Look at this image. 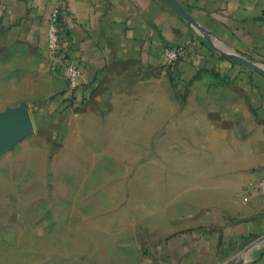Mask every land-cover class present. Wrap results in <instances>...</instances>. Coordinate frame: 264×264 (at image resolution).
<instances>
[{
    "label": "crops",
    "instance_id": "crops-1",
    "mask_svg": "<svg viewBox=\"0 0 264 264\" xmlns=\"http://www.w3.org/2000/svg\"><path fill=\"white\" fill-rule=\"evenodd\" d=\"M175 1L184 14L160 0H0V99L26 105L35 130L94 106L120 67L196 97L214 133L239 143L242 171L215 185L225 188L222 206L168 216L169 231L128 264H264V0ZM58 3L86 101L76 110L64 111V73L49 67L47 23ZM165 46L179 51L173 67Z\"/></svg>",
    "mask_w": 264,
    "mask_h": 264
},
{
    "label": "rangeland",
    "instance_id": "rangeland-1",
    "mask_svg": "<svg viewBox=\"0 0 264 264\" xmlns=\"http://www.w3.org/2000/svg\"><path fill=\"white\" fill-rule=\"evenodd\" d=\"M110 79L73 119L0 141V264H128L168 216L222 206L215 185L241 173L239 143L160 75L120 67ZM17 108L0 99V115Z\"/></svg>",
    "mask_w": 264,
    "mask_h": 264
},
{
    "label": "built area",
    "instance_id": "built-area-1",
    "mask_svg": "<svg viewBox=\"0 0 264 264\" xmlns=\"http://www.w3.org/2000/svg\"><path fill=\"white\" fill-rule=\"evenodd\" d=\"M63 14V3H58L52 8L47 23V52L49 67L52 73H64L66 83L63 98L64 106L69 110H76L86 101L85 98L78 99L80 88V71L78 65L69 61L68 50L65 46L64 27L61 20ZM264 19V12H263ZM163 53L166 57V64L173 67L179 58V51L173 47L165 46ZM262 195H264V180L260 181Z\"/></svg>",
    "mask_w": 264,
    "mask_h": 264
},
{
    "label": "water",
    "instance_id": "water-1",
    "mask_svg": "<svg viewBox=\"0 0 264 264\" xmlns=\"http://www.w3.org/2000/svg\"><path fill=\"white\" fill-rule=\"evenodd\" d=\"M181 14V9L173 0H163ZM33 132V124L26 105L0 115V141L17 143Z\"/></svg>",
    "mask_w": 264,
    "mask_h": 264
},
{
    "label": "trees",
    "instance_id": "trees-1",
    "mask_svg": "<svg viewBox=\"0 0 264 264\" xmlns=\"http://www.w3.org/2000/svg\"><path fill=\"white\" fill-rule=\"evenodd\" d=\"M66 110H67V108L65 107L64 111H66Z\"/></svg>",
    "mask_w": 264,
    "mask_h": 264
}]
</instances>
